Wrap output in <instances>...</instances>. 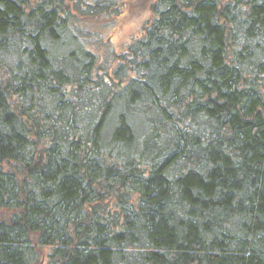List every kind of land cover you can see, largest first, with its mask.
I'll return each mask as SVG.
<instances>
[{
	"label": "trees",
	"instance_id": "trees-1",
	"mask_svg": "<svg viewBox=\"0 0 264 264\" xmlns=\"http://www.w3.org/2000/svg\"><path fill=\"white\" fill-rule=\"evenodd\" d=\"M126 1L0 0V264H264V0Z\"/></svg>",
	"mask_w": 264,
	"mask_h": 264
},
{
	"label": "rangeland",
	"instance_id": "rangeland-1",
	"mask_svg": "<svg viewBox=\"0 0 264 264\" xmlns=\"http://www.w3.org/2000/svg\"><path fill=\"white\" fill-rule=\"evenodd\" d=\"M125 6L113 31L111 28L106 31L107 36L112 33L110 41L118 52H121L134 37L139 36L143 26L153 16L151 1L127 0ZM47 261L44 256L42 264H47Z\"/></svg>",
	"mask_w": 264,
	"mask_h": 264
}]
</instances>
